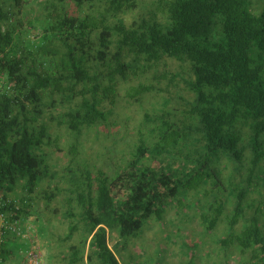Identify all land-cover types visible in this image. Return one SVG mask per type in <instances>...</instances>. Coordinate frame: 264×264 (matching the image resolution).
Masks as SVG:
<instances>
[{
	"label": "trees",
	"instance_id": "trees-1",
	"mask_svg": "<svg viewBox=\"0 0 264 264\" xmlns=\"http://www.w3.org/2000/svg\"><path fill=\"white\" fill-rule=\"evenodd\" d=\"M25 3L0 1V198L10 218L22 221L35 190L45 205L60 195L68 235L81 230L82 248L71 245L68 262L120 264L121 241L127 248L126 238L152 218L160 222L179 196H195L204 229L224 230L215 237L221 253L228 250L236 264H264V0H158L160 17L145 10L129 23L119 13L132 0H40L42 17H32L23 38ZM165 59L184 68L191 98L181 96V116L146 114L155 138L147 144L141 137L114 175L76 165L52 180L45 118L79 134L119 100L159 91L167 105L178 82L167 76ZM58 106L67 109L54 112ZM14 241L2 257L18 264L27 244L20 250Z\"/></svg>",
	"mask_w": 264,
	"mask_h": 264
},
{
	"label": "rangeland",
	"instance_id": "rangeland-1",
	"mask_svg": "<svg viewBox=\"0 0 264 264\" xmlns=\"http://www.w3.org/2000/svg\"><path fill=\"white\" fill-rule=\"evenodd\" d=\"M39 1L26 0L22 9L23 13L18 16V25L22 30L23 38H27L29 32L32 31L29 27L32 17L35 15L39 18L42 17L40 9L36 5ZM132 2H134L133 7H126L123 12L119 13L126 23L137 16V13L145 10L147 13L154 10L157 16H161L160 10H155L158 0H132ZM165 60L167 76L174 75L178 82L177 87L171 88L172 99L167 105L162 103V97L167 95L166 92L159 91L145 95L138 102L119 100L112 106L107 104L112 109L106 114L104 121L83 128L79 134L71 133L64 121L50 117L45 118L50 140L43 146V151L46 154V160L54 164V167L50 168L55 175L52 180L57 181L62 175H66L69 167L75 168L76 165L88 167L93 173L101 169L109 176L114 175L125 166L134 145L139 143L141 137L147 139V144L155 138V133L150 131L153 123L145 119L146 114L154 117L163 109H170L171 111L175 110L174 114L177 117L181 116L183 108L186 107L185 100L181 96L185 99L191 98L187 89H183L181 74H183L184 68L172 59ZM66 109L67 107L58 106L54 112ZM155 124L156 122H154ZM72 143L76 146L74 155L70 151ZM144 159L147 160V163L153 162L151 158L144 157ZM230 171L231 167L228 166L223 169V175L227 176ZM261 183L258 190L264 193V175L261 178ZM49 184L52 185V183ZM43 185L45 186L46 183ZM51 190L53 191V189ZM16 194L26 193L17 188ZM33 196L34 201L30 211L23 214L24 216L21 218L26 238L21 236L18 243L16 241L9 242V245L20 250L23 243L27 244V248H35L39 264H72L68 262L70 246L76 245L79 249L82 248L80 245L81 230H76L68 235L71 221L63 217L64 207L61 201H57L60 195L47 205L43 203L44 199H41V191L37 193V202L36 190ZM253 196L256 197V193ZM178 200L180 204L172 203L173 205L165 208L166 212L162 215L163 218L160 222L152 218L146 225L147 228L142 230L143 227H141L134 236L127 237L126 240L131 239L127 248L121 247L122 244L125 245L124 241H121L122 244L117 247H120L123 252L115 249L120 264H181L188 260L191 264L237 263L235 257L229 256L228 250L221 253L215 241V237L219 238L224 232L222 227H215L211 230L204 229L205 226L202 225L199 217L203 202L196 201L195 196H179ZM227 206L229 209L230 203ZM262 213L264 214V203ZM115 241L116 234L112 232L108 236L109 246H112ZM112 247L114 248V246ZM86 249L87 247L84 246V253ZM236 254L237 252L234 253V255ZM18 257L19 254L17 260L19 263L22 262ZM73 264L87 263L83 259V262L78 260Z\"/></svg>",
	"mask_w": 264,
	"mask_h": 264
},
{
	"label": "built area",
	"instance_id": "built-area-1",
	"mask_svg": "<svg viewBox=\"0 0 264 264\" xmlns=\"http://www.w3.org/2000/svg\"><path fill=\"white\" fill-rule=\"evenodd\" d=\"M4 199L0 198V264H12V262L4 259L2 257V248H8L9 237L14 236L15 240L19 242L21 236L26 238V234L23 228V223L19 220H12L9 213L4 210L5 207ZM23 260L18 264H39L38 257L36 255V249L29 247L25 249L22 253Z\"/></svg>",
	"mask_w": 264,
	"mask_h": 264
}]
</instances>
